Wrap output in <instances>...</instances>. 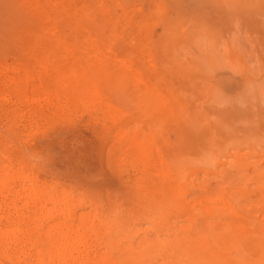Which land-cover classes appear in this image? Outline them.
<instances>
[{"label": "bare ground", "instance_id": "1", "mask_svg": "<svg viewBox=\"0 0 264 264\" xmlns=\"http://www.w3.org/2000/svg\"><path fill=\"white\" fill-rule=\"evenodd\" d=\"M112 1L0 0V264H264V41L233 93Z\"/></svg>", "mask_w": 264, "mask_h": 264}, {"label": "rangeland", "instance_id": "2", "mask_svg": "<svg viewBox=\"0 0 264 264\" xmlns=\"http://www.w3.org/2000/svg\"><path fill=\"white\" fill-rule=\"evenodd\" d=\"M157 4L167 8L168 15ZM111 7L110 30H122L129 18L135 30L152 35L161 57L165 50L172 62L207 57L218 66V76L229 84V91L247 87L243 65L255 64L257 43L264 41V0H113ZM125 7L130 10L128 16ZM118 18L121 22L116 25ZM134 21L144 22L139 26ZM167 28L174 37L169 33L170 39L163 38Z\"/></svg>", "mask_w": 264, "mask_h": 264}]
</instances>
